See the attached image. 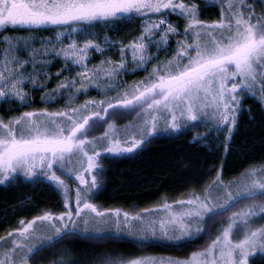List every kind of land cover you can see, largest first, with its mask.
<instances>
[{
    "label": "snow or ice",
    "instance_id": "6c2138e0",
    "mask_svg": "<svg viewBox=\"0 0 264 264\" xmlns=\"http://www.w3.org/2000/svg\"><path fill=\"white\" fill-rule=\"evenodd\" d=\"M242 5L243 0L222 3L221 18L208 23L198 18V6L191 0H0V28L56 30L55 38L4 37L8 48L0 63V98L13 97L23 103L31 102L24 91L25 82L38 83L37 75H25L27 68L30 66L45 80L51 75L41 69L52 61L36 62L37 55L62 58L67 65L55 73L62 77L53 90L60 96L67 91L87 93L90 87L101 89L103 81L110 82L103 84L105 90L116 91L122 83L119 74L128 71L127 50H131L132 62L143 67L155 58L149 52L154 41L167 45L170 37H186L175 41L173 59L154 65L146 78L114 96L85 100L76 107L57 111H25L7 122L0 118V183L15 180L18 173L33 178L41 175L63 193L65 207L59 213L43 211L31 220H21L19 227L0 236V264H30L41 249L66 236L90 240L122 237L142 245L181 244L203 231L205 216L219 215L243 200L249 201L245 210L233 212L222 233L187 259L105 252L82 264H250L253 255L264 260V224L253 223L256 218L264 219V165L251 167L227 182L218 172L203 196L193 193L191 199L174 201L173 205L165 203L130 213L91 202L102 183L93 173L104 171L98 164L104 153H132L158 131L178 129L181 123L177 111L185 123L195 124L207 118L209 125L226 127L230 136L240 110V94L249 92L264 101V0H259V12L252 4ZM165 12L182 16L186 20L183 29L165 19ZM132 17L144 19L145 23L137 39L129 44L111 40L107 32L105 47L97 39L85 38L82 43L78 40L81 35L98 36L90 31L98 25L116 24ZM62 37L69 42L65 44ZM117 43H121L118 61L106 59L89 68L90 50L103 53ZM29 49L28 59L15 55ZM102 65L114 67L103 69ZM71 67L79 71L65 77ZM39 86L46 90L45 82H39ZM57 98L46 90L42 102L54 103ZM72 100L69 96L67 103ZM121 110L135 112L137 119L123 139L115 138L118 133L114 122L108 123L101 135L89 136L105 117ZM158 114L170 117L165 129L158 128ZM202 138H206L204 133L193 137ZM74 157L79 158V168L71 166ZM71 176L80 185L74 190V197L69 196L73 190L66 182V177ZM174 206L179 211H173ZM237 220L243 222V234L242 238L233 239ZM60 251V258L51 264H77L67 249Z\"/></svg>",
    "mask_w": 264,
    "mask_h": 264
},
{
    "label": "trees",
    "instance_id": "16d2710c",
    "mask_svg": "<svg viewBox=\"0 0 264 264\" xmlns=\"http://www.w3.org/2000/svg\"><path fill=\"white\" fill-rule=\"evenodd\" d=\"M199 3V19L211 23L221 18L222 3H216L214 0ZM173 17L181 19L183 29L185 19L177 14ZM16 28L23 30L25 27ZM139 29L140 23L136 22L130 23L129 27L123 25L118 32L123 35L122 38L130 39L138 34ZM13 30L14 28H9L7 31ZM171 47H177L175 37L171 41ZM167 53V50L164 51L161 58ZM144 75L142 71L128 75L125 87L142 80ZM39 99L36 92L30 105L19 107L17 104L7 106L4 103L0 106V118L7 122L11 117L34 109L57 111L62 104L61 101L44 104ZM109 116L110 114L105 117V123L108 122L106 119ZM101 129L102 124L94 130L100 132ZM196 133H204L206 138L194 140ZM204 140L210 144H203ZM228 143L227 146L216 144L211 128L208 125H200L197 130L183 129L173 135L153 136L140 150L131 155L103 157L99 163L104 169L100 175L102 187L93 202L102 208L124 209L135 213L164 202L185 200L193 193H202L218 172L225 181H229L251 167L264 165V101L257 95L246 96L241 101L236 129ZM43 182L26 180L18 175L15 180L0 183V236L19 227L21 220H31L43 211L56 212L62 208L60 194L55 191L53 185ZM248 203L249 201L243 200L228 211L212 217L207 216L204 219L203 231L195 239L184 243L154 242L142 245L126 238L124 245L119 247L123 248L122 251L126 255L147 252L186 258L191 252L208 247L228 223L231 214L240 212ZM104 240L66 236L41 249L31 259L30 264H50L51 258L61 249L71 250L75 254L77 264H82L84 261L94 260L97 255L108 250V247L102 244ZM250 264H264V260L255 255Z\"/></svg>",
    "mask_w": 264,
    "mask_h": 264
},
{
    "label": "rangeland",
    "instance_id": "374dc122",
    "mask_svg": "<svg viewBox=\"0 0 264 264\" xmlns=\"http://www.w3.org/2000/svg\"><path fill=\"white\" fill-rule=\"evenodd\" d=\"M204 1L205 0H191V2L195 3L197 6H198V4H200L199 2H204ZM209 1H213V0H209ZM251 1L252 2L250 3L249 0H243V5L252 4V5H254V7L256 5L255 10L257 12L261 11L260 6H259V0H251ZM175 2L179 3V2H181V0H175ZM183 2L188 3L189 0H183ZM214 2L227 4L229 2V0H214ZM177 15L180 16L179 14H177ZM173 16H174V14L165 12L164 18L169 20V22L172 23L173 26H179L181 28V19L179 17L177 18V17H173ZM198 18H199V11H198ZM215 20H218V19H215ZM136 22L140 23V29H141V27L145 23V20L141 19V18H138V17H132L130 20L126 19V20H123V21H121L119 23H116V24L98 25V26H96V27H94L93 29L90 30L92 33L98 34V36L97 35H93L91 37H85V36L81 35L78 38V40H79L80 43H82L85 38L97 39L98 42L101 43V46L105 47V45L103 43L104 42V33L107 32V34H108V36L110 37L111 40L122 42L123 44H129V43H131V42H133L134 40L137 39V37L140 35V31L138 32V34L134 35L130 39L122 38L123 35H121V34L119 35L118 31H120V28L123 25L124 26L127 25V27H129L130 23L131 24H135ZM149 22H151V21L149 20ZM185 23H186V20H185ZM181 30H182V28H181ZM55 32H56V30H54L52 27H48L46 29L45 28H41L39 30H32V29H28V28H23V30H21V28H14L13 31H7V30H5L3 28H0V63L4 62V58H5V54H6L5 50L8 48L7 42L4 41V37L5 36H8L9 38H11L12 36H30L31 35V36H34L37 40H40V39H47V38H50V37L51 38H55ZM173 37H175V41L176 40H184V39H186V37H184L183 35H181V36H173ZM173 37H170L169 41L167 42V45H165L162 42L161 43H156L154 41L153 45L151 46V48L149 50V52L155 58L151 59L150 62H147L143 67H138L136 64H134L132 62L131 50H127L126 53H125V62H126L128 71H125V72H122V73L119 74V79L122 81V83L119 84V86L117 87L116 91L105 90L103 88V84H108L110 82L109 81H103L101 89H96L94 87H90L88 89L87 93L76 94L73 91H67V92H64L63 96H60L59 93L53 92V90L56 89L57 84L62 79V77H57L55 75V73H57L60 69L66 67L67 65L65 64V62L63 61L62 58H52V57L46 56V55H37L36 56V62H38V61H40L42 59L51 60L52 61L46 68H42L41 69V71L49 72L51 74L50 77L45 80V77L43 75H38L36 73H33L32 68L29 66L27 68L26 72H25V75H28V74L37 75L38 83H37V85H33L31 82L26 81L25 85H24V91L29 94V98H30L31 102H32V98H33V96H34V94L36 92H38L39 97H40L39 100L41 102H42V97H45V91L46 90H47L48 93H52L53 95H56L58 98L56 99V101L54 103H57L58 101L62 102V104L59 105L58 110H60L61 108L76 107V106L82 104L85 100H91V99L100 100V99H104L105 96H108V97L109 96L110 97L114 96L118 92L123 91V90H125L127 88L125 86L127 84V76L128 75H133V74H135L137 72H141L142 71L145 74L144 77H143V79H144V78H146L148 76V73L151 72V69H152V67L154 65H159L161 62H163L165 60L173 59L176 56V49H177V47H171V41L173 40ZM61 39H64V43L65 44L69 42L68 39H65L63 37ZM188 42L191 43L190 40ZM36 47H39V44H37ZM120 48H121V43H117L114 46H111V50L110 51H105L103 53H99V52H96L94 50H90L89 51V59L87 61L88 65H89V68H92L93 66L100 65V62L102 60H106V59H110V60H113V61H118L120 59V54H119V49ZM166 50L168 51L167 55L165 57L163 56L164 58H161V54L164 51H166ZM30 51H31V49H29L26 52H16L15 55L18 58H20V59H28V52H30ZM37 67L41 68V66L38 63H37ZM101 67L103 69H108L110 67H114V65H102ZM145 68L147 70H145ZM77 71H79V69H77L75 67H71V71L70 72H65L64 76L65 77H71ZM39 82H45L46 83V90H45V88L39 86ZM240 95H241V101L246 96H254L252 93H249V92H244V93H241ZM69 96H71L73 98L72 103H67V100H68ZM31 102L30 103H23V102H20V101H18L17 99H15L13 97H9L7 99L0 98V106L5 103L7 106L12 105V104H17L19 107H22L24 105H30ZM43 103L44 104H50V103H46V102H43ZM238 113H239V111H238ZM238 113H237V116H236V124L233 126L232 134H233V132L236 129ZM158 115L161 116L160 120L158 121V128L165 129L166 128V120L170 119V117H167L166 114H158ZM176 115H177L178 122L181 123V127H179L178 129H175V130H161V131H158V133H156L154 136H158V135H173V134H176L177 132H179V131H181L183 129L197 130V129H200V125H208L211 128V130H212V138L214 139V142L216 144H218V145L222 144L223 146L229 145L228 142L231 140V135L232 134L229 136L228 129L226 127H224L223 125H221L218 128L215 125H209L206 122L207 118H205L204 121H198L195 124H193V122H190V121L185 123L181 119L180 113L178 111H177ZM106 120L108 121L107 123H105L104 120H102L103 122L101 121L97 125V127H99L102 124V129H101L100 132H95L96 130H92L91 132H89V136L91 137V136H99V135H101L107 129L108 123L114 122L115 125H116V131L118 133V135H115V138L123 139L125 131H131V128L129 127L130 124L137 123L135 112H129V111H124V110L119 111L118 114L115 115V116H112L110 114V116ZM109 131L112 132V130H109ZM205 136H206V134H205ZM203 144H210V142L204 140ZM136 152L137 151L132 152V153H127V154H121L119 156L131 155V154H134ZM107 156H113V155H111L109 153H104L101 156V158H103V157L106 158ZM101 158L98 160V164L100 163ZM71 166L74 167V168H79V158L78 157H74L73 158ZM85 167H86V165H85ZM259 167H256V168H259ZM93 174H97L98 179L101 181V176H100L101 173H93ZM18 175H21L26 180H30V181L43 180L44 184L53 185L51 182H49L47 179H45L41 175H38V176H36L34 178L33 177H27V176L23 175V173H18L17 176ZM85 177H86V179H90V175L88 173H85ZM66 182L68 183L69 187L73 190V191H71L69 193V196L70 197H74V195H75L74 190L77 187H80V185L77 183V180H76V178L74 176L66 177ZM225 182H227V181H225ZM101 187L102 186H100L98 188V190H96L94 196L91 198V202H93L95 200V198H97V195L99 194L98 192L101 190ZM54 188H55V191L60 194L61 199H62V203H63V200H64L63 193L58 188H56L55 186H54ZM203 194H204V190L202 191V193H198V195H201V196H203ZM191 198H192V196H190L189 198H187L185 200H188V199H191ZM180 201H182V200H180ZM93 203H95V202H93ZM165 203H167L169 205H173V202H164L161 205H163ZM206 203H208V202L206 201ZM208 206L211 207L212 206L211 203H209ZM64 210H65V207H64V203H63L62 208L59 211H56V213H59V212L64 211ZM120 210L121 211H126L124 209H120ZM242 210H245V208L242 209ZM139 211H141V210H139ZM173 211H179V208L174 206L173 207ZM130 213H133V212H130ZM206 217L207 216H205V218ZM230 222L231 221L229 220L228 223L224 225V227L219 231V233L217 235H220L222 233L223 229L225 227H227ZM242 223L243 222L241 220H237L235 222L234 227L232 229V238L233 239L242 238V234H243L242 233V228H241ZM253 223L256 226H260L261 224H264V219L256 218V219H254ZM125 239L126 238H122V237L109 238V239H105L102 242V244H105L106 247H108L107 248L108 250L106 252H118V253L125 254V252L122 251L123 248L121 249L119 247V245H121V244L124 245V241H126ZM127 239H130V238H127ZM130 240H132V239H130ZM165 244H167V243H165ZM68 251L72 254V256L75 259V254L71 250H68ZM199 251H201V250H199ZM199 251H194V252H199ZM57 253H58L57 255H54L51 258L52 261H54L56 259H59L60 255H62V253L60 251H58ZM103 253H105V252H103ZM144 253L145 254H143V255H155V254H151V253H147V252H144ZM163 256H166V255H163ZM253 256H255V255H253ZM170 257H172V256H170ZM188 257H186V258L184 257V258H180V259H187ZM176 258H178V257H176Z\"/></svg>",
    "mask_w": 264,
    "mask_h": 264
}]
</instances>
